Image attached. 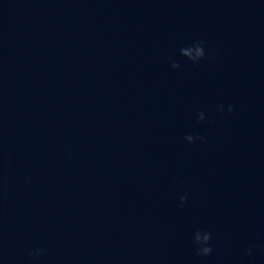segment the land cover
Returning a JSON list of instances; mask_svg holds the SVG:
<instances>
[{"label": "water", "instance_id": "water-1", "mask_svg": "<svg viewBox=\"0 0 264 264\" xmlns=\"http://www.w3.org/2000/svg\"><path fill=\"white\" fill-rule=\"evenodd\" d=\"M0 264H264V0H0Z\"/></svg>", "mask_w": 264, "mask_h": 264}, {"label": "clouds", "instance_id": "clouds-1", "mask_svg": "<svg viewBox=\"0 0 264 264\" xmlns=\"http://www.w3.org/2000/svg\"><path fill=\"white\" fill-rule=\"evenodd\" d=\"M181 55L185 57L186 59L192 61L193 64L199 65V63L205 59L206 52L204 50L203 43L201 41H197L189 47L182 48ZM171 67L173 69H177L180 67V65L177 62H173ZM220 110L221 112H223L224 110L223 105L220 106ZM227 111L229 114H231L234 111V109L231 106H229ZM199 120L200 121L205 120V116L202 112L199 114ZM196 139H200L201 141H204L205 138L204 137H193L192 135H189L186 137V140L189 143H195ZM180 203H181V206H183L184 204H187L188 203L187 197L186 196L182 197ZM212 240H213L212 234L208 231H197L195 233L194 246L197 249V252H196L197 256L199 257L212 256L213 251H214ZM45 254H46V249H37V250L29 252V257L35 260ZM247 254L249 256L253 255V250L251 247L248 249Z\"/></svg>", "mask_w": 264, "mask_h": 264}]
</instances>
